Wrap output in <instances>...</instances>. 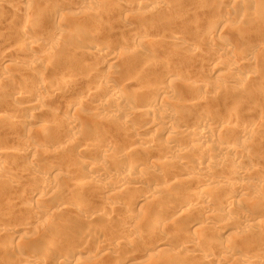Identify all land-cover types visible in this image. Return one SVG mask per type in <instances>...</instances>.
<instances>
[{
  "label": "bare ground",
  "instance_id": "obj_1",
  "mask_svg": "<svg viewBox=\"0 0 264 264\" xmlns=\"http://www.w3.org/2000/svg\"><path fill=\"white\" fill-rule=\"evenodd\" d=\"M64 1H67V4H53L54 2H52V4H48L49 2H47V4H38V9L34 10V14L30 18L27 17L28 13L27 15L25 13V11H27V5L29 4H22V6L19 7L18 3L16 6L13 3L5 4L4 0H0V10H5V8L7 7V9L9 8L10 10L9 12H16V10L14 9H17L19 7V10H17V12L21 11V14L18 13L21 17H16L19 21H17L16 18L12 19L11 28H9L16 31V41L14 42V45L7 43L8 45L7 47H5L6 49H3L2 53L0 54V60H2L0 61V63H8L12 60L14 64H12L11 66H17L18 69L15 67L17 69L15 73L17 74H12V72L7 69L8 66L3 67L4 69H2L3 71L1 70L2 72L0 73V83H6V80L10 81L11 79L15 80V76H18L19 78H17L20 79V82H14L15 84H20L21 82L24 83V85L21 84V86L23 87L19 86L20 88H18L17 91L15 89L18 87V85L16 86V88H14L15 92L13 91V93H11L12 99L10 98L8 100L7 97H1L2 99L8 101H2L1 104L3 105V108L1 107L0 109V180L1 178H4L3 182L0 181V183H2V185H5L4 187L2 186L3 189H1V187L0 189L2 193H4L5 195L7 194L9 198H6L7 200H4V202L8 204V207H5L6 204H0V221L10 223L12 218L9 219L10 221L6 220L10 216H13L15 220H13L14 224L11 222L10 224H5L7 226H1L2 228L0 227V240L5 239L4 236L8 235L10 231L16 232L20 229L22 230L27 227H32L30 226L32 225L31 222H33L34 225L33 229L37 230L38 227L43 228V226L38 225V222H34L32 220H34L33 218L35 217V215H45L48 217L50 216L51 219L52 217H58L55 219V223L56 221L58 223L56 225L57 227L54 226V221L53 223L49 221L48 222L49 224H53V227H56V229L58 228L59 231H69L68 228L74 230H70L72 232L71 234L73 236L74 242L72 246L73 249H71L70 247V252H68L67 249H65V252L63 249V245L61 247L58 246L59 250L54 254L53 247H55V240L51 241V239L48 241H43L45 251L41 252L40 249L43 250V248H40L38 249L40 252H38L37 243L35 244V248L31 247L34 246L33 244L31 245L33 241L28 240L27 238L23 239L25 237H21V239H19L15 243L9 242L7 244H1L7 239L1 241L0 250L3 252V254H14V257L11 256V259L14 258V260L12 259L13 261H15L18 256V260L16 263L22 261L25 264H83L88 261L96 262L98 264H116L115 260L106 262L107 259L105 258V256H110L107 254L112 253L114 248H118L120 244H113V242L115 243V241L118 240H112V243L103 241L102 245H99V249L102 254L98 255L97 257L96 253L90 256L88 255L89 252L87 248L88 237H83L79 235V233H84V231L86 232V228L84 229L85 226L89 229H87L86 235H94V233H92L93 231L102 232L103 228L106 225L111 226L112 222H114L111 215L108 214H111L118 210L119 212L123 211L124 219H126V221L129 220L128 222L141 218L142 215H147L145 211L146 208L144 209L143 206L144 210L141 209V211L139 209V214H141L142 212V214L140 215L141 217L137 216L138 213H133V209L131 210V208H133L132 204H140L141 202L150 204L151 201H155V199H158L159 194L161 192H164V190H166L165 192H169L174 198H178L182 201V207L186 209L184 210V212L186 211L185 213L189 211H195V213L198 212V214L203 217L204 223H212L214 222V220L217 221V219L219 222L222 221L223 223H225V221L223 220L231 217V214L233 212L239 213L247 218L248 213H250V209L249 206L246 207V205H248L247 202H249L250 199L248 200V197L246 198L245 195L247 194L244 193V190H255L257 191V193H261V198L264 196V181L262 179V177L264 176V171L258 168L256 170L255 168L254 170H248L243 167L245 163L249 162L252 159V154L249 155L248 151L249 145L254 141L256 135L254 134V128L241 126L233 122L235 119L234 115H237L235 113L238 109V105L236 103L235 105H233V107L229 106L227 108V111L219 116L217 121L202 117H200V121H193L189 120V117H192L194 115V109L198 108L203 101L201 98L202 95L200 94L202 93L201 91L209 87V81L220 80V82H218V85L220 86L234 83L237 81L236 70H239V68H242L243 66L247 67L249 71H253L254 74H256L254 71L255 69H253V67L256 65L252 63V59L254 58V54H256L255 52L258 51V48L257 51H255L256 49L254 50V48L249 49L248 47V50L246 49V47H244L243 49V46L238 45L239 40L237 42L234 40V38L236 39L241 35V38L243 36V40L245 42L249 40L252 42L254 32H252L253 25L255 29L257 23H261L263 21L264 12L262 10L264 9H261V6H255V4H252L251 6L250 4H248L249 6L241 4L242 6L244 5L243 11H246L245 9L251 10L254 12L255 16L251 18H248L246 16L234 17L231 14V11L234 8L238 7V5H240L237 3L239 0H218L227 2V4H225L227 8L223 6V9L226 10V12L224 11L225 13L230 14H227L226 17L220 19L218 17L216 19L215 17H217V15L215 11L214 15L213 12H210L208 10L210 9V7H199V10L197 11L198 7H196V4L191 10H189L190 8H183L180 10L178 9V11L175 12V15L174 12H171L173 10V7H175L174 4H172L171 2L169 3V1L167 0H134V4H129L125 0H104L103 2L108 3L105 5L103 4L105 8L102 4V7H99L101 5L98 4L97 0H63L61 2ZM72 1H74V3L77 2V4H68V2L70 3ZM176 1L178 0H174V3H176ZM216 1L217 0H215V2ZM144 2L153 7L152 11H154V14H152L153 12H149L146 16L137 15L138 11H136V4L139 5L143 4ZM74 6L76 7V9H80L82 12L75 14V18H73V21L71 20L72 22L69 20L63 21L61 17L63 15L72 13L73 9H75ZM207 10L213 14L212 17L211 14H208L209 12ZM16 13H13L14 17ZM171 14H174L176 17L169 18ZM209 15L212 20L216 19L214 29L216 31L211 29V26H209L211 25V18L209 17ZM48 16L52 18H49L51 20L50 22H47ZM205 17H209V20L207 19L206 21ZM261 17L263 18L261 19L262 21L260 20ZM90 20H94L93 30H90V25L88 27ZM20 21H22V24L19 23ZM43 23L45 25H43ZM39 26L40 28L41 26L42 28L44 27L43 29L46 35L49 32L51 33L48 36H44L42 34L43 32H40L43 36L39 35V32L34 33V31H37L36 27ZM206 26L207 28H204ZM244 27L246 29L243 31ZM215 32H218V35L214 34ZM256 33L258 34V31H256ZM262 33H264V31ZM251 36L252 38H250ZM155 37H161V39H166L167 42L175 45H182L188 40H191L192 42L197 43L196 47L198 48L202 47L203 44L207 45L208 43L210 45L220 44L224 48V51L221 56H215L212 58V64L205 70H203L202 80H200L198 83L187 82L182 80L183 77L180 72H176L173 69L177 65V62L174 61L173 63H170L172 57H168L167 52L160 53L158 58L154 57L155 61H153L151 66L142 65V62H144V60L142 59V55L145 54L143 53V50L147 47L148 43H150L151 40L155 39ZM221 37L223 39L225 38V40H223L224 42L222 40L219 41V39H222ZM104 38H107L106 42H103ZM68 40L69 43L70 40L72 42L71 48H68L67 46ZM64 41L66 42V48L65 45L63 46ZM62 42L63 44H61ZM117 43L121 44L122 48L130 51H128V53H120L119 55H111L110 50L112 49L114 44ZM253 43H255V41ZM253 47L256 46L253 45ZM67 48L68 50H65ZM63 50H65V54L69 59H74L76 61H78L77 59H80V62L75 61L76 64L74 63L72 65L70 63L65 64L64 61H62L65 65L61 64V67L58 65L56 66V60L61 63L59 59L61 58L60 60H62V57H65L64 54H62V57L59 58V55H61V53H64ZM235 55L239 57L236 62H234V60L232 59V57ZM241 55L243 57H241ZM201 56L202 55L200 53L196 56L185 54L184 56H182L181 62L187 64L191 63L192 65H199L201 64ZM221 57H224V59L226 58L227 61L223 60ZM88 58H90L91 60L93 58H95V60L96 58H98L97 60L102 59V61L100 60V62L105 63L104 65H102L105 66V68H107L109 71L107 72L106 69L105 71L103 69L101 70L99 68L101 66L100 63H98L99 61L97 63V60H93L95 62H89ZM220 58L221 60L217 61ZM137 62L138 64L137 66H135V63ZM70 65L73 66V68H71ZM98 65L100 66L98 67ZM11 66L9 65V68H12ZM137 67H139V70L136 69ZM51 68H54L53 70H55V73L57 75L55 74V76L52 77L49 82H47L45 76L43 75V72ZM56 70H58L57 72H60L57 73ZM9 81L7 82L9 83ZM29 81L30 83L34 84V89H32L33 91L29 89ZM11 83L12 85H14L13 82ZM26 84H28V87H25ZM10 86L11 85L9 83V88L12 87L10 89V92H12L11 90L13 89V86ZM181 88L196 90L199 94L196 98L197 100L191 99L190 101V99H181L184 96V92ZM3 94L5 95V93ZM63 95L64 98H61V96ZM7 96H10V93ZM79 96H82L83 98L79 99ZM53 97H55L54 100L57 97L61 98L59 100L57 98L58 101L62 99L65 100L67 98V101H63V104L60 103V105L62 104L60 107L56 106L57 108L55 109L57 110V112H52L50 109L47 110V107L49 106L48 104L54 101ZM68 98H70V100H68ZM186 100L188 102H186ZM55 101L54 103H58ZM144 101H146V103L143 105L142 102ZM184 102H186L187 104L181 105ZM234 102L236 101L234 100ZM52 105L53 104L51 103L50 106ZM10 110L17 111L18 113L20 112V110H22L24 112L31 113L32 116H37L41 112L50 113L51 115L49 114L50 117H48L51 118L53 116L52 118H55L54 120H52L53 126H55L56 128L60 127L59 129H57L60 131V134H62V131L64 130L65 133H63L61 136H58L59 138L56 137L58 139L61 138L60 140L62 141H58L56 138H54L56 140H53L54 142H52V139H50L51 137L48 136L50 139L49 142L51 141L52 143H55V141H58L59 144L63 142L70 143V145H76L77 147V142H79L77 140L81 139L78 147L86 148H82L81 151L79 150L80 155H78L80 156V159L83 158V161L78 159V156H73L72 158H77L78 160L76 161L80 160L83 163H88L86 157L91 153H93L94 155L96 153L99 156L101 155L100 157L106 159L111 150H113V138L121 136L128 138L131 131H134L138 134L137 137L138 140H140L139 143L128 141L131 142L130 144L128 143L129 146H135L134 152L137 150L136 153L129 156L126 153L124 154L121 151H118L115 155L116 159L114 157L110 163L106 165L92 163V167L89 169L90 174L86 170L87 175L85 173V178L87 179L94 180L95 177L104 176L102 184L103 188L97 190L100 192V194L98 192L97 193L101 195L103 199L107 198L112 200L107 206V208L109 209V213H105L102 209H97V207H92L91 211L89 210V212H87V203L84 202L86 205H84V203L82 204V202L79 201L81 200L80 198L79 200L76 199L77 203L71 202L69 204L68 201H65V203L61 200V194L59 195L61 196V199H58L61 201L59 205L53 206L55 200L58 198L57 196V198L53 199V204H50L51 207L48 204L49 202L53 201L52 199V201H48V206H45L46 204H44V206H41L42 203L47 201V198L50 199L52 195L56 196L61 192L60 186L57 184L61 183L62 181L58 179L59 181H61L59 182L57 178H54L58 182L56 184V181L52 182L50 178V176L52 175H49L50 173L61 171V169H58V167H52V165H50V167H52L51 169H49L50 167L46 168L48 166L47 164L46 167H42V175L41 172L39 174V169H36L38 173H36V171L34 173V170L32 172H28V170H32L33 168L30 169L28 168L30 165L28 167L26 165L31 164L34 167L40 168L41 166H43L41 165V161L39 162V160L43 159V157L41 158V154L49 155L51 153L53 154V152L58 153L62 150L58 147L56 149H52L53 152L50 153L49 150L43 149L44 147L41 146L42 148H40L39 145H42L43 142L45 143V141L47 142L48 140V137L46 138L47 134L44 135L46 133V129L48 133H52L49 132L50 129L44 127L45 133H42L43 135H41L40 138L34 140L29 136L34 130V127L32 126L33 124L31 123L33 120L31 121V119H29L31 116H28L29 118L23 116L24 118H22L21 116L18 115L17 117L16 115L13 116L15 118L11 119L7 116L6 113V111ZM59 113H62L65 116L63 117L59 115ZM61 117L64 119H62ZM181 118H185V121L181 122ZM137 119H140L142 121V125H138V123L136 122ZM262 120L264 121V118ZM103 123L105 124L102 125ZM26 127L29 129V131H31L28 133L29 135H27V138L25 139V136L22 134L26 131L22 133L20 132V129H26ZM149 129L155 131H159L161 129V132L163 131L164 134H167V142L165 141L162 144L160 140L152 136H146L145 131ZM101 130H103V132L100 134ZM59 133L57 135H59ZM8 135L12 136V138L15 137L16 141H18L21 146H18V148L15 147L16 149L12 148V145L11 147H9V145L14 143L15 141L10 140L12 138L8 137ZM228 135L230 137H235V140L228 141V139L230 138ZM90 139L91 141L93 139L92 143L88 142V140L90 141ZM242 139L243 141H241ZM9 141L11 143H9ZM73 147L75 148V146ZM211 147H214L217 153L219 152L220 155L218 154L214 156L212 154L214 153L212 152V150L214 151V149H212ZM44 150H46L47 154L43 152ZM67 150L68 149L63 150L58 155L62 156V154H64L63 157H67L65 156ZM233 153H242V156L238 157L237 160H235V164L240 167L239 170H235L236 166L234 167L235 169H233V167L230 168L229 164L231 163V160H233V158H226L225 156ZM120 154H122L121 156L123 159H119V157L117 159V155ZM28 155L32 156V158L30 157L32 160L31 163L29 161L27 164H24L25 167L28 168H25V170L24 168L22 169V167L24 166H21L20 162H22L21 158H26L25 156H27V161L28 159L30 160V158H28ZM151 157H157L159 161H156L154 163L152 162L150 164V173L153 172L155 176L160 177L161 181L163 178L162 176L166 175L165 177L168 176L170 178L168 179L169 181L166 182V179L168 177H164L166 181L163 180L164 182L155 183L156 186L153 187V189H151L148 194L146 191V193L142 191L143 193H145L142 196L134 188L141 197L135 198L134 196L136 195H134L133 198L131 196H129L131 197L129 198L127 196V198H129L130 200H125V203L127 202L128 204H126V207H122V205H120L121 202H118L120 192H126L133 186H136L137 189H139L140 187L138 186L145 183V181L147 180V175H149L150 173L148 171V174L142 166H147L146 162ZM175 164L186 166V168L180 167L185 170L176 172ZM62 165L63 163L59 165V168H62ZM64 166L66 168H63H65L70 173H75V171L78 172V169L74 170L72 164H64ZM106 168H111L114 171L110 173V171H108V169ZM178 168L179 167H177V169ZM69 172H67L65 175H67ZM44 174H48L49 176H46ZM237 175L241 177V180L235 179V176ZM173 176H176L175 178L179 180L176 185L175 183H172L174 185L170 183V180L174 178ZM193 178H195L194 180H199V182L196 183L195 186L190 185L189 183V181L193 180ZM25 179H33L37 182V184L36 186L30 185L31 188L32 186H34L33 189H31L30 186H27L31 190L28 188L29 193L26 194L28 192V189H26V193H24V195L26 194V198L22 197V194H20L21 197L19 196L20 199H18L19 197L17 194H15L16 191H14L16 190L15 187L20 186L22 180L25 181ZM214 180H219L220 184L222 185L217 186L219 188L209 187V184L211 182H214ZM27 182H23L25 186ZM29 182L31 183V181ZM85 182H83L82 180L73 181L72 179H70L69 184H67L68 182L63 183L68 185L69 190L75 189L73 191L77 192L76 195L79 193V197H82L84 195L83 193L89 191L88 185L90 184ZM63 183H61L62 191L65 185H63ZM12 184H14V186H12ZM102 185L98 187L100 188ZM130 185H132V187ZM219 189H222V192ZM64 190L66 192L68 189L66 190L64 188ZM135 190L134 192H136ZM218 190L220 191V194H218ZM227 191H230L232 193L235 192V194L233 196H228L229 192ZM132 192L133 191L131 190L130 193L132 194ZM134 192L133 194H135ZM61 193L63 194V192ZM76 195L75 198L78 197V195L77 197ZM217 195L220 198V202L218 209H215L211 207V204ZM64 196L66 195H63V197ZM10 197H17L18 202L15 201V203ZM30 197L34 198L36 202L41 204L38 210H31L28 208V206H26L27 204H24V202H27L23 199L30 200ZM64 199L66 198L64 197ZM72 200L73 199H71V201ZM251 200L254 201V199ZM260 202L262 204V202L264 201ZM9 203H13L14 208L20 205L21 209L18 208L19 211H17L18 209L14 210V208H12V204V206L9 207ZM256 203L257 202L255 201L254 204ZM164 204L161 203L160 206L155 209V211H161V213L165 212L164 214L167 215L166 217L170 218L168 215L170 207L168 208L169 205ZM155 211H153L154 214L152 213V215L149 216L152 219L150 218L151 221L150 223H147L148 225H144V229H139L137 227L139 225L129 229L128 222H124V224L121 223V225L117 224V226L120 225L118 226L117 231V226H115L117 222H114L115 224L113 225L116 227L115 230L121 237L120 239L126 241L124 242L125 244L129 243L130 245H135V243L143 242V240L147 238L146 236H149L150 239L154 238V241L156 239L154 244L155 253L160 254L164 253L165 251L167 252V245L171 243L170 235H172L171 233H174V231L176 232V228L170 226V222L168 221V218L164 216V214L159 213V216V214L155 213ZM176 212H178V210H175L173 213ZM184 212H181L179 214V220L187 219L188 216H185L187 214L183 216ZM162 215L165 218H163ZM251 218L253 217L249 218L248 216V219L242 221L238 225L237 230H240V233L242 234H249V236L252 237L250 239H257L258 237L260 238V236L264 234V221L256 222L255 219L253 220ZM16 219L21 220V223H16ZM57 219H59L60 222H58L59 220ZM196 223L197 222H195V225ZM200 223H202V221ZM200 223H197L196 226L193 225V235L189 234V236L192 235L196 236L197 238L191 239L193 237L187 236V232V235L184 233V235L187 236L186 238L189 237L191 240L189 241L188 239L189 242H185V244L182 245L183 247L178 249L179 256H177V260L172 259V261H167L165 262V264H188L187 259H191L193 262V258L202 259L201 263L199 262L200 264H222L223 262H228L234 260L235 258H237V261L239 262H248L250 264H264L263 260H261L260 258V255H262L263 257V254H260L258 256V251L256 252V254H242L241 252L243 251L240 250L239 246L237 245H232L230 247H221L222 245L218 246L219 249L217 248V251H221L220 253L222 255V257L219 259L213 257V255H211L213 253L209 255L208 252L210 251V249H208L209 251H206V249L204 248L200 249V245L199 247L197 246L198 240L196 241V239L200 240V235L203 234H200V232H203V228H205V226ZM45 226L44 227L47 228V225ZM49 226L51 227L52 225H48V228ZM67 226L69 227L67 228ZM53 227L50 228L53 231L50 229L49 231L47 229L50 235L53 232L54 234L52 235H55L57 232H59L57 231L55 233L56 230L53 229ZM75 229L78 231H75ZM70 231L68 232V234H70ZM63 233L64 232H62L61 234ZM198 233L199 236H197ZM58 238L63 239V237L60 238V236ZM65 239L62 242L64 244H66ZM68 240L69 238L67 239V243ZM261 240L263 242L262 244L260 243ZM261 240H259V246H262L264 244V236H262ZM70 241L71 240H69V243ZM209 242V248H212V246L217 247V241L215 239H211V241L209 239ZM121 243L122 244L120 246H123L124 243L122 241ZM60 244L61 243H59V245ZM71 245L72 243L70 244V246ZM165 245L167 247H165ZM67 247H69L68 244ZM260 248L259 250L262 251L263 249ZM146 249L148 250V255L150 256L153 253L151 251L154 249L150 251L151 247L149 246ZM110 258L115 259V255H111L108 259ZM105 259L106 261H104ZM119 261H117V264L119 263ZM125 261L126 263L128 262L127 260ZM124 262L123 264H125Z\"/></svg>",
  "mask_w": 264,
  "mask_h": 264
},
{
  "label": "rangeland",
  "instance_id": "obj_2",
  "mask_svg": "<svg viewBox=\"0 0 264 264\" xmlns=\"http://www.w3.org/2000/svg\"><path fill=\"white\" fill-rule=\"evenodd\" d=\"M5 1V4H10V3H13L14 5H16L17 6V3H18V6L19 7H21L22 6V4L23 5H25V4H29V5H27L28 7H27V11H25V13H26V15H27V13H28V16L27 17H32V15L34 14V10H36V9H38V4H47V2H49L48 4H52V2H54L53 4H65L67 1H64V2H61V1H63V0H30V1H27V0H4ZM7 1V2H6ZM104 0H97V2H98V4H108L107 2H103ZM106 1V0H105ZM125 1H127L129 4H134V0H125ZM147 1V0H146ZM167 1H169V3L171 2L172 4H174V6L175 7H173V10L171 11V12H174V14H175V12H177L178 11V9L180 10V9H183V8H185V9H188V8H190L189 10H191L194 6H195V4L197 5L196 7H198V9H197V11L199 10V7L201 8V7H210V9H208L210 12H213L214 13V11H215V13H216V15H217V17H215L216 19L219 17V19L220 18H223V17H226L227 16V14L228 13H225L226 12V10L225 9H223L224 7L225 8H227L226 7V5L225 4H227V2H222V1H216L215 2V0H178V1H176V3H174V0L172 1V0H167ZM247 1V2H246ZM16 4H15V3ZM61 2V3H60ZM120 2H122V1H120ZM136 2V1H135ZM222 2V3H221ZM240 2V0L237 2L238 4H240V5H238V7H236V8H234L232 11H231V14L235 17V16H246V17H253V16H255V14H254V12L253 11H251V10H248V9H245V7H244V9L246 10V11H243V6L244 5H248V4H250V6L252 5V4H255V6L257 5V6H261L260 8L261 9H264V0H244V1H242L241 0V2ZM242 2H244V3H242ZM77 4V2H75L74 3V1H72V2H68V4ZM220 3V4H219ZM67 4V3H66ZM224 4V5H223ZM233 4V3H232ZM241 4H244L243 6L241 5ZM12 5V4H11ZM102 5L101 6H99V7H102ZM103 5V6H104ZM31 8H30V7ZM136 8H137V10L136 11H138L137 13V15H140V16H146L149 12H153L152 14H154V11H152L153 10V7H151L149 4H146V2H144L143 4H139V5H137L136 4ZM224 6V7H223ZM249 6V5H248ZM19 7L17 8V9H14V10H16V12H17V10H19ZM75 7V6H74ZM73 7V8H74ZM107 7V6H106ZM263 7V8H262ZM104 8H105V6H104ZM177 9V10H176ZM223 11H222V10ZM6 10V11H5ZM5 10H0V46H2V47H0V50H1V52H0V54L2 53V50L3 49H6L5 47H7V45L8 44H11V45H14V42L16 41V39L15 38H17V34H16V31L15 30H12V29H9V28H11V24H12V19H14V18H18L20 15L18 14V13H20L21 14V11H19V12H9L10 10H9V8L7 9V7L5 8ZM103 10H106V9H103ZM207 10V11H208ZM221 10V11H220ZM208 11V12H209ZM218 11V12H217ZM225 11V12H224ZM263 12H264V10H262ZM71 12V11H70ZM79 12H82L80 9H76V7H75V9H73V11H72V13H70V14H66V15H63L62 17H61V19L63 20V21H73V18H75V14H77V13H79ZM208 13V14H211V17L213 16V14L212 13ZM220 12V13H219ZM253 12V13H252ZM10 13V14H9ZM13 13H16L15 14V17L13 16ZM196 13V12H195ZM215 13H214V15H215ZM218 13V14H217ZM156 14V13H155ZM174 14H171V16H169V18H175L176 16V14L174 15ZM230 14V13H229ZM228 14V15H229ZM17 15V16H16ZM220 15V16H219ZM1 16H2V18H1ZM21 17V16H20ZM202 17V16H201ZM209 17H210V15H209ZM209 17H205L206 18V21H207V19L209 18ZM210 17V18H211ZM17 18H16V20H17ZM44 18H45V16H44ZM52 19L51 17H49L48 16V21L47 22H50L51 20L50 19ZM169 18H167V19H169ZM259 18V17H258ZM258 18H256V19H258ZM2 19V20H1ZM93 19V18H92ZM202 19H204V18H202ZM216 19H214V20H212V18H211V25H209V26H211V29H215V21H216ZM261 19H263L262 17L260 18V20ZM209 20V19H208ZM17 21H19V20H17ZM16 21V22H17ZM71 21V22H72ZM262 21V20H261ZM261 21H259V22H261ZM19 23H21L22 24V21H20ZM18 23V24H19ZM93 23H94V20H90L89 21V24H88V27H89V25H90V30H93ZM146 23V22H145ZM209 24V23H208ZM259 24V25H258ZM43 25H45L44 23H43ZM42 25V26H43ZM256 25V24H255ZM42 26H41V28H42ZM208 26V27H209ZM257 27V28H256ZM40 28V26L39 27H36V30L37 31H34V33L35 32H39L38 34L39 35H41V36H45L46 35V33H44L45 31H44V27L41 29ZM204 28H207V26L206 27H204ZM39 29V30H38ZM209 29V28H208ZM246 28L244 27V29H243V31L245 30ZM262 29H264V19H263V21L261 22V23H257V25L255 26V29H254V25H253V30H252V32H253V38H252V36L250 37V38H252V42L249 40V41H247V42H245L244 40H243V36H242V38H241V35L238 37V38H234V40L235 41H237L238 42V40H239V44L238 45H240V46H243L242 48L244 49V47H246V49L248 50V48L249 49H252V48H254V50L255 51H257V48H258V51L257 52H255L256 54H254V58L252 59V63L253 64H255L256 66H254V65H252V66H254L253 67V69H255L254 71H255V73L256 74H254V72L253 71H249L248 69H247V67H245V66H243L241 69L239 68V70H236V75H237V81L236 82H234V83H230V84H228V85H224V86H220V85H218V82H220V80H217V81H209V87L207 88V89H205V90H203V91H201L202 93L200 94V95H202V102H201V104H200V106L198 107V108H195L194 109V115L192 116V117H189V118H187V119H189V120H193V121H200V117H202V118H207V119H211V120H213V121H217V119L219 118V116H221L223 113H225L226 111H227V108L229 107V106H231V107H233V105H235V103L238 105V109H237V112L235 113V114H237V115H234V123L235 124H238V125H241V126H248V127H252V128H254V134H256L255 135V138H254V141L249 145V151H248V154L249 155H251V158L253 159H251L249 162H247V163H245L244 165H243V167L245 168V169H248V170H254V168H255V170L258 168V169H260V170H263L264 171V121L262 120L263 118H264V33H262L264 30H262ZM258 31V34L256 33V31ZM123 31V30H122ZM152 31V30H151ZM214 31H216V30H214ZM262 31V32H261ZM40 32H43L42 34L40 33ZM153 32V31H152ZM208 32H209V30H208ZM36 33V34H37ZM51 32H49L46 36H48L49 34H50ZM260 33V34H259ZM214 34H217L218 35V32L216 33H214ZM255 34H257V35H255ZM154 38V37H153ZM222 38V37H221ZM219 39V38H218ZM241 39V40H240ZM256 39V40H255ZM220 40H225V38L223 39H219V41ZM243 40V41H242ZM65 41H67V40H65ZM64 41V44H63V42L61 43V44H63V46L65 45V48L68 46V48L70 47L71 48V40H70V43H69V40H68V42H67V46H66V42ZM107 41V38H104V40H103V42H106ZM218 41V42H219ZM255 41V43H253ZM224 42V41H223ZM8 43V44H7ZM70 44V46H69V44ZM216 43H217V41H216ZM220 43H222V42H220ZM209 44V43H208ZM207 44V45H208ZM4 45V46H3ZM6 45V46H5ZM11 45H9V46H11ZM149 45V46H148ZM148 45H147V47L146 48H144V50H143V53H145V54H143L142 55V59L144 60V62H142V65H144V66H151L152 65V63H153V61H155L154 60V57H156V58H158L159 57V54L160 53H165V52H167V54H168V57H172V59H171V61H170V63H173L174 61H176L177 62V65L173 68L176 72H180V74L182 75V80H184V81H187V82H196V83H198L200 80H202L203 79V70H205L207 67H209L211 64H212V58L213 57H215V56H221L222 54H223V51H224V48L220 45V44H218V45H206V44H203V46L202 47H200V48H198V47H196L197 46V43H195V42H192L191 40H188L186 43H184V44H182V45H175V44H171V43H169V42H167L166 41V39H161V37H155V39H153V40H151V42L150 43H148ZM253 45L254 46H256V47H253ZM260 45V46H259ZM262 45V46H261ZM259 46V47H258ZM248 47V48H247ZM68 48L67 49H65V50H68ZM222 48V49H221ZM259 49H260V51H259ZM38 50V49H37ZM65 50H63L64 51V53H61V55H59V58L60 57H62V54H64V56L65 57H62V60H60L59 59V61H61V63L60 62H58V60H56V62H55V64H56V66L58 65V66H60L61 67V64H63V62L62 61H64V63L66 64H76V62H80L79 60L80 59H77L78 61H76V60H74V59H69L67 56H66V54H65ZM131 50H132V48H131ZM128 51H130V50H126V49H124V48H122V46H121V44H119V43H117V44H114V46L112 47V49L110 50V53H111V55H119L120 53H128ZM151 52H153V53H151ZM67 53V52H66ZM201 54L202 56H201V64H199V65H192L191 63H189V64H187V63H184V62H181L182 60H181V58H182V56H184L185 54H189L190 56H196L197 54ZM148 54V55H147ZM241 57H243L242 55H241ZM67 58V59H66ZM223 60H225V61H227V59L225 58L224 59V57H221ZM221 58L220 59H218L217 61H219V60H221ZM65 59V60H64ZM89 60V62H92L93 60H95V58H93L92 60L90 59V58H88ZM98 58H96V60H97ZM168 59V58H167ZM232 59L234 60V62H236V60L237 59H239V57L237 56V55H235V56H233L232 57ZM67 60V61H66ZM72 60V61H71ZM91 60V61H90ZM95 60V61H96ZM101 61H102V59H100ZM100 60H97L96 61V63L98 62V63H100V65L101 66H103L105 63H101L100 62ZM157 60V59H156ZM169 60V59H168ZM222 60V61H223ZM0 61H2V60H0ZM66 61V62H65ZM76 61V62H75ZM95 61H93V62H95ZM224 61V62H225ZM3 62H1L0 63V73L3 71L2 69H4L3 67H7L8 66V68L7 69H9L11 72H12V74H17V73H15L16 71H17V66L16 65H13V67L11 66L12 64H14L13 63V61L11 60L10 62H8V63H3ZM60 65H59V64ZM65 64H63V65H65ZM77 64H79V63H77ZM103 64V65H102ZM137 64H138V62L137 63H135V66H137ZM9 65L12 67V68H9ZM100 65H98V67L100 66ZM71 66V65H70ZM99 67L101 70L103 69L104 71H105V69H106V71L108 72L109 70L107 69V68H105V66H103V67ZM17 69H16V68ZM71 68H73V66H71ZM52 69V68H51ZM51 69H47L45 72H43L44 74V76H45V78H46V80H47V82H49L50 80H51V78L52 77H54L55 76V70H51ZM137 70H139V67H137L136 68ZM252 69V68H251ZM256 69H258V70H256ZM2 70V71H1ZM58 70H56V72H57ZM257 71V72H256ZM60 72V71H59ZM59 72H57V73H59ZM235 73V72H234ZM52 74H54V75H52ZM253 74V75H252ZM57 75V74H56ZM251 75V76H250ZM18 76H15V80H17V81H15V80H6L5 82L6 83H0V109H1V107L3 108V105L1 104L2 103V101H4V102H6V101H8L10 98L12 99V95H11V93H13V91H14V88H16V86L18 85V87L15 89L16 91L18 90V88H20L19 86H21V84H23L24 85V83H20V84H17V83H19L20 82V79H18L17 78ZM255 77V78H254ZM251 78H253V79H251ZM14 79V78H13ZM118 80V79H117ZM121 80V79H120ZM7 81H9V83H10V85L11 86H13V89L11 90L12 92H10V89L12 88L11 86V88H9V83L7 82ZM11 82H17L16 84L14 83V85H12V83ZM33 82V81H32ZM29 83H30V81H29ZM34 84H32V83H30L29 84V89L30 90H32V89H34V86H33ZM15 86V87H14ZM21 87H23V86H21ZM25 87H28V84H26L25 85ZM30 87H33V88H30ZM9 88V89H8ZM261 88V89H260ZM263 88V89H262ZM182 90H183V92H184V96L181 98V99H190V101H191V99L192 100H197L196 98H197V96L199 95L198 94V92L196 91V90H191V89H185V88H181ZM8 91V92H7ZM33 91V90H32ZM15 92V91H14ZM3 93H5V95L3 94ZM8 93V94H7ZM9 93H10V96H7V95H9ZM200 93V92H199ZM76 94H77V92H76ZM4 95V96H3ZM75 95V94H74ZM77 96H78V94H77ZM203 96H204V98H203ZM6 98L7 97V99L8 100H5V99H2V98ZM9 97V98H8ZM13 97H14V94H13ZM71 97H73V96H71ZM54 98L55 97H53V100H54ZM58 98V97H57ZM57 98L54 100L55 102H58V103H54V101H52L51 103L53 104V105H55V104H59V105H55V106H50L51 105V103L50 104H48V102H47V104L49 105L48 107H47V110L48 109H50L52 112H57V110L55 109V108H57V107H60L62 104H63V101H65L64 99H62V100H60V101H58L59 99H61V98H64V95L63 96H61V98H58V100H57ZM74 98H76V97H74ZM73 98V99H74ZM78 98V97H77ZM80 98H83L82 96L80 97L79 96V99ZM68 100H70V98H68ZM72 100V99H71ZM186 100V102H188ZM234 100L236 101V102H234ZM67 101V100H66ZM3 102V103H4ZM50 102V101H49ZM186 102H184V103H182L181 105H184V104H187ZM233 102H234V104H233ZM60 103H62L61 105H60ZM146 103V101H144V102H142V104L144 105ZM2 105V106H1ZM57 106V107H56ZM181 107V106H180ZM46 110V111H47ZM14 111V110H13ZM12 110H10V111H6V113H7V116L9 117V118H11V119H13V118H15V117H13V116H16L17 115V117H18V115L19 116H21L22 118H24L23 116H25L26 118H29L30 116V118L29 119H31V123L33 124L32 126L34 127V130H33V132L29 135L28 133L31 131H29V129L26 127V129L25 128H22V129H20V132H24V131H26V132H24L22 135H24L25 137V139L27 138L26 136L27 135H29L31 138H33L34 140H37L38 138H40L41 137V135H43L44 133H45V128L44 127H46V128H49L48 130H49V132H52L51 134L50 133H48V131H47V129H46V133L44 134V135H46V138L48 137V136H50L51 138L50 139H52L51 141L52 142H54L53 140H60V139H58L59 137L58 136H61L63 133H65L64 131H62L63 133L62 134H60L59 132V130H57V129H59V128H56L55 126H53V121L52 120H54L52 117L51 118H49L50 117V113H48V112H41L40 114H38L37 116H32L31 115V113H28V112H24V111H22V110H20V112L18 113L17 111H14L13 112ZM6 113H4V114H6ZM25 113V114H24ZM48 113V114H47ZM50 114V115H49ZM59 115H61V116H65V115H63L62 113H59ZM29 116V117H28ZM39 116V117H38ZM49 116V117H48ZM236 116V117H235ZM20 117V118H21ZM35 117H36V119H35ZM261 117V118H260ZM21 118V119H22ZM34 118V119H33ZM62 118V117H61ZM66 118V117H65ZM62 119H64V118H62ZM181 120V122H183V121H185V118H181L180 119ZM188 120V121H189ZM187 121V120H186ZM136 122L138 123V125H142V121L140 120V119H137L136 120ZM84 124V123H83ZM105 123H103L102 125H104ZM1 126V125H0ZM54 128H53V127ZM42 127V128H41ZM25 129V130H24ZM33 129V128H32ZM39 129V130H38ZM44 129V130H43ZM52 129H53V131H52ZM54 129H56V130H54ZM22 130V131H21ZM28 130V131H27ZM38 131V132H37ZM54 131H56V132H54ZM7 132V131H6ZM103 132V130H101V132H100V134ZM43 133V134H42ZM55 135H54V134ZM59 133V135H57ZM9 134V133H8ZM145 134H146V136H152V137H154V138H156V139H158V140H160L161 141V143L163 144L165 141L167 142V140H166V136H167V134H164L163 133V131L161 132V129L159 130V131H155V130H152V129H149V130H146L145 131ZM51 135H53V136H51ZM137 133L136 132H134V131H131V133H129V136H128V138H125V137H115V138H113V142H114V145H113V150H111V152L109 153V155H108V157L106 158V159H104V158H102V157H100L98 154H96L95 153V155L93 154V153H91V154H89L87 157H86V160H88V163H83L82 161H83V158L82 159H80V154H79V150L81 151V149L82 148H86V147H78L79 145L78 144H80V141H81V139H79V140H77V141H79V142H77V147H76V145H73V146H75V148L72 146V144L70 145V143H58V141H55V143H52L51 141L49 142V137H48V140H47V142L45 141V143L43 142L42 143V145H39V147L40 148H42V147H44L43 149H46V150H49L50 151V153L51 152H53V150L52 149H56V148H61V150L63 151V150H65V149H68L67 150V153H65V156H67V157H63V155L64 154H62V156L61 155H58L59 153H61L62 151H60V152H58V153H55V152H53V154L51 153V154H47V152H46V150H44L43 152H45L47 155H44V154H41V158L43 157V159H41V160H39V162L41 161V165H43V166H41L40 168H38V167H34L33 165H31V164H27L29 161H30V163H31V158H32V156L31 155H28V158H30V160L28 159V161H27V156H25L26 158H21V161L22 162H20V164H21V166H24V167H22V169L24 168H27L29 165L31 166H29L28 168H33L32 170H28V172H32L33 170H34V173H35V171H36V173H38L39 172V174H40V172H41V174L43 175V171H41V170H43V168L44 167H46L47 166V164H48V166L46 167V168H49L50 167V165H52V167H58V169H61V171H58V172H53V173H50L49 175H52V176H50V178H51V180H52V182L53 181H56L55 183L57 184L58 182H57V180L59 179V180H61V181H59V182H61V183H63V182H65V183H67V184H69V181H70V179H72L73 181H75V180H82L83 182H85V181H87V182H85V183H88V184H90V185H88V187H89V191L88 192H85V193H83L81 196L82 197H79V193L77 194L78 195V197H77V195H76V191H73V190H75V189H73V190H69V188H68V185H66L65 183H63V185H64V187H63V191H62V189H61V187H62V184L61 183H59V184H57V185H59L60 186V190H61V192H63V194L60 192L59 194H57L56 196L54 195H52L53 196V198H52V196H51V198L49 199V198H47V201H45V202H47V203H42V205L41 204H39L38 202H36L35 201V199L34 198H32V197H30V200H26V199H23V200H25L27 203H25L24 202V204H27L26 206H28V208L29 209H31V210H34V211H36V209L38 210L39 209V207H40V205L41 206H44V204H46L45 206H48V205H52L53 204V202H54V200L53 199H55V198H57V196H58V198L55 200V202H54V205L53 206H57V205H59L60 203H61V201L60 200H58V199H61V196H59L60 194L62 195V201H68V203L70 204L71 202L72 203H77V201H76V199H78L79 200V198L81 199V200H79L80 202H82V204L85 202V203H87V205L84 203V205H86L87 206V209H86V211L87 212H89V210L91 211V209H92V207H97V209L98 208H100V209H102L105 213H109L108 211H109V209L107 208V206L110 204V202L112 201V200H110V199H107V198H104L103 199V197L101 196V195H99L100 194V192L99 191H97L98 189H101V188H103V177L104 176H98V177H95V179L92 181V180H90V179H87V178H85V176L87 175V171H88V173H89V169L92 167V163L93 164H104V165H106V164H108V163H110L111 161H112V159L115 157V155L117 154V152L118 151H121L122 153H126V154H128L129 156H131V155H133L134 153H136V151L134 152V150H135V146H129L128 145V143L130 144L131 142H128V141H132V142H134V143H139L140 142V140H138V137H137ZM229 136V135H228ZM8 137H11L12 138V136H10V135H8ZM56 137H58V138H56ZM230 137V136H229ZM228 137V138H229ZM14 138L15 137H13L12 139H10V140H12V141H15L14 143H12V144H10L9 145V147H11V145L13 146L12 148H14V149H16L15 147H17L18 148V146H21L20 145V143L18 142V141H16V138H15V140H14ZM54 138H56V139H54ZM227 138V139H228ZM126 139V140H125ZM235 140V137H230L229 139H228V141H234ZM60 141H62V140H60ZM92 141H93V139H92ZM92 141H91V139H90V141L88 140V142H91L92 143ZM241 141H243V139L241 140ZM49 142V143H48ZM9 143H11L10 141H9ZM8 143V144H9ZM47 143H48V145H47ZM51 143V144H50ZM75 143V142H74ZM53 144V145H52ZM101 144V143H100ZM45 145V146H44ZM42 146V147H41ZM48 146V147H47ZM212 149H214V151L212 150V152H214V153H212L214 156L215 155H218L219 154V152L217 153V151H216V149L214 148V147H211ZM52 150V151H51ZM70 150V151H69ZM71 152V153H69V152ZM75 153H77V154H75ZM57 154V155H56ZM70 154V155H69ZM75 154V155H74ZM79 154V155H78ZM43 155V156H42ZM96 155H98V156H96ZM122 154H120V155H117V159H118V157H119V159H123L122 158V156H121ZM220 155V154H219ZM61 156V157H60ZM75 157V156H78L77 158L78 159H80V160H82V161H76V160H78L77 158H72V157ZM226 156V158L228 157V158H233V160H231V163L229 164L230 165V168H232L233 167V169H235V170H239V168L240 167H238L236 164H235V160H237V158L238 157H241L242 156V153H233V154H229L228 156L227 155H225ZM39 157H40V155H39ZM124 157V156H123ZM71 158V159H70ZM74 159V160H73ZM115 159H116V157H115ZM23 160H25V161H23ZM44 160V161H43ZM43 161V162H42ZM65 163H64V162ZM156 161H159V159L157 158V157H151L147 162H146V165L147 166H142L144 169H145V171H147V173H148V171H149V173H150V171H151V169L149 168V166H150V164L153 162H156ZM233 161V162H232ZM26 162V163H25ZM43 163V164H42ZM61 163H63V167H65L64 166V164H72V167L74 168V170H77L78 172H76L75 171V173H70L69 171H67L65 168H63L62 166V168H59L60 166V164ZM24 164H27L26 166L27 167H25V165ZM46 164V165H45ZM177 165V166H176ZM20 166V167H21ZM67 166V165H66ZM236 166V167H235ZM43 167V168H42ZM52 167H50L49 169H51ZM177 167H179L178 169H177ZM180 167H184V168H186V166H181V165H179V164H175V171L176 172H179V171H184L182 168H180ZM235 167V168H234ZM261 167V168H260ZM27 168V169H28ZM38 170V172H37V170ZM106 169H108V171H110V173L111 172H113L114 170H112L111 168L109 169V168H106ZM26 170V169H25ZM87 170V171H86ZM67 172H69L67 175H65ZM175 172V173H176ZM55 173V174H54ZM84 173V174H83ZM85 173H86V175H85ZM148 173V174H149ZM175 173H174V175H175ZM58 174H60V175H58ZM69 174H70V176H69ZM90 174V173H89ZM44 175H46V176H49L48 174H44ZM72 175V176H71ZM160 176H161V174H160ZM166 175H163L162 177V181H161V179H160V177H157V176H155L154 174H153V172L152 173H150L149 175H147V180L145 181V183L144 184H141V185H139L138 187H140L139 189L141 190V192H140V190L139 189H137V187L136 186H133L132 187V185H130L132 188H130V190H127L126 192H120V197H119V199H118V202H121L120 203V205H122V207H126V204H128L127 202L125 203V200L127 201L129 198H133V196L134 195H136V196H134L135 198H140L143 194H145L146 192H147V194H148V192L151 190V189H153V187H155L156 185H155V183H159V182H164V181H166V182H168L169 180L168 179H170L168 176V178L167 177H165ZM68 177H70V178H68ZM167 178L166 180H165V178ZM174 177V176H173ZM176 177V176H175ZM173 178L172 180H170L171 182V184L172 183H175V185L177 184V182H179V180H177V178ZM54 178H57V180H55ZM61 178V179H60ZM75 179V180H74ZM195 178H193V180H191V181H189V183H190V185H196V183H198L199 182V180L197 181V180H194ZM235 179H237V180H241V177L240 176H235ZM262 179H263V181H264V176L262 177ZM3 180H4V178L2 179L1 178V182H3ZM85 180V181H84ZM164 180V181H163ZM28 181V182H27ZM29 181H31V183L29 182ZM90 181V182H89ZM176 181V182H175ZM244 181V180H243ZM242 181V182H243ZM26 183L27 182V184H26V186H25V184L24 183ZM3 184H5V183H3ZM21 184H23V185H21ZM20 184V186H18V185H16V186H18V187H15L16 188V190H14V191H16V193L15 194H17L18 195V197L20 196V194H22L21 196L22 197H25L26 196V194H28L29 193V189L31 188V186L30 185H34V186H36V184H37V182L35 181V180H30V179H28V180H26L25 179V181L24 180H22V183ZM100 185H102L100 188L98 187V186H100ZM172 185H174V184H172ZM220 185H222V184H220V182H219V180H214V182H211L210 184H209V187H211V188H216L217 186H220ZM5 186V185H2V183H0V187H1V189H3V187ZM12 186H14V184H12ZM25 186V187H24ZM27 186H30V188L29 187H27ZM34 186H32V188L31 189H33L34 188ZM91 186V187H90ZM38 187V186H37ZM37 187H35V188H37ZM94 187V188H93ZM98 187V188H97ZM14 188V189H15ZM29 188V189H28ZM64 188L67 190L66 192H68L69 193V195H68V193H66L65 192V190H64ZM96 188V189H95ZM141 194V196L139 195V193H137V191L135 190V189ZM217 188H219V187H217ZM1 189H0V204L1 205H5L6 203L4 202V200H7L9 197L7 196V194L5 195L4 193H2V191H1ZM26 189H28L27 191V193L25 192L26 191ZM30 189V190H31ZM24 190V191H23ZM131 190L134 192V190L136 191V192H134L135 194H133V192H132V194L130 193L131 192ZM221 192H222V189H219ZM218 190V194H220L219 191ZM145 192V193H143V192ZM166 190H164V192H161L160 194H159V196H158V199H155V201H151L150 202V204H145V202H141L140 204H132V206H133V208H131V210L133 209V210H135V211H133L132 210V212L134 213V212H136V213H138V215L137 216H140L141 214H142V212H141V214H139L140 212V210L142 209V210H144L145 208H146V214L147 215H142V217L141 218H138V219H136V220H134V221H130V222H128L129 220H127L126 221V219H124V215H123V211L121 212H119V210L118 211H115V212H113V213H111V214H108V215H111V217H112V219L114 220V222L116 223H114V222H112V225L113 224H115V226H117V224H120L121 225V223L122 224H124V222H128V226H129V229H131L132 227H135V226H137V225H139V226H137L139 229H144L145 227H144V225L146 226V224L147 223H150V221H151V217H149L150 215H152V213L154 214V212L153 211H155V209H157V207H159L160 206V204L162 203V204H164V205H169L168 206V208H169V212H168V215H169V217L170 218H168V217H166L167 215H165L164 213L165 212H162L161 213V211H155V213H161V214H164V216L166 217V218H168V221L170 222V226L171 227H173V228H176V232L174 231V233H171L172 235H170V244L169 245H167L168 246V251L165 253H155V249H154V244H155V241H156V239H155V241H154V238H152V239H150V237L149 236H146L147 238H145V240H143V242H140V243H135V245L134 244H132V245H130L129 243L127 244H125L124 242H126V241H124L123 239H120L121 237L119 236V234H118V232H116V230L118 231V226H120V225H118L117 226V229H116V227L113 225H106L104 228H103V231L101 232V231H93L92 233H94V235L93 234H88V235H86L87 234V227L85 226L84 227V229L86 230V232L84 231V233L82 232V233H79V235H81V236H83V237H88V242H87V248H88V255H93V254H95L96 253V257L98 256V255H101L102 254V252L100 251V249H99V245H102V242L103 241H105V242H107L108 241V243H112L113 241H115V240H118V241H120V242H118V241H115V243L113 242V244H122L121 243V241L124 243L123 244V246H118V248L117 249H115L114 248V250H113V252L112 253H108L107 255H115V259L114 258H110V259H108L110 256H105V258L107 259V261H106V259L104 260V261H106V262H111V261H113V260H115V262H116V264H117V261H119V260H121V261H119V263L118 264H123V262L125 261V260H127L128 262L126 263V261L124 262L125 264H165V262H167V261H172V259H175V260H177V256H179V254H178V249L179 248H181V247H183L182 245H184L185 244V242H189L191 239H194V238H197L196 236H192L193 234H192V229L194 228V226H196L197 225V223H200L201 221H202V223H200V224H202L203 226H205V228H203V232H200V234L201 233H203V234H201L200 236H201V238H200V240L199 239H196V241H197V246L199 247V245H200V249L202 248H204V249H206V251H209L208 249H210V251L208 252L209 253V255L211 254V253H213V254H211V255H213V257H215V258H221L222 257V255H221V251H217V248L219 249V247L218 246H221V247H230V246H232V245H237V246H239V248H240V250H242L243 252H241L242 254H248V253H250V254H256V252L258 253L257 255L259 256L260 254H263V257H264V253H263V250H264V244L262 245V246H259V240H261L262 239V236H264V234H262L261 236H260V238L258 239H250V238H252L251 236H249V234H242V233H240V230H237V227H238V225L242 222V221H244V220H246V219H248V216H249V218L250 217H253V218H251V219H255V221L257 222H262V221H264V206H263V203L264 202H262V204H261V202L260 201H264V200H261V199H264L263 197L261 198V193L259 194V193H257V191H249V190H244V193L245 194H247V195H245L246 196V198L249 200V202H252V203H249V202H247V204L248 205H246V207L247 206H249V209H250V213H248V216H247V218L246 217H244L243 215H241V214H239V213H236V212H233L232 214H231V217H229V218H227V219H225V220H223V221H225V223H223L222 221H218V219H217V221H215L214 220V222H212V223H210V222H206V223H204L203 221V217H201L199 214H198V212L197 213H195V211L193 212V211H189V212H187V213H185L184 212V210H186V209H184L183 207H182V201L180 200V199H178V198H174L169 192H165ZM99 194H98V193ZM227 192H229V195L228 196H233L234 194H235V192H230V191H227ZM255 194H254V193ZM2 193V194H1ZM24 193H26L25 195H24ZM137 193V194H136ZM131 194V195H130ZM256 194H257V196H256ZM63 195H66V196H64L66 199H64V197H63ZM75 195H76V197L77 198H75ZM221 195H222V193H221ZM260 195V196H259ZM20 196V197H21ZM101 196V197H100ZM127 196L129 197V196H131V197H129V198H127ZM20 197L18 198V199H20ZM60 197V198H59ZM70 197V198H69ZM124 197H125V199H124ZM7 198V199H6ZM14 202L16 201V202H18L17 200V197H10ZM26 198V197H25ZM68 198H69V200H68ZM174 198V199H173ZM256 198V199H255ZM28 199H29V197H28ZM53 201H52V200ZM71 199H73L72 201H71ZM124 199V200H123ZM251 199H254V201H252ZM2 200V201H1ZM52 201V202H49V204H48V201ZM75 200V201H74ZM85 200V201H84ZM130 200V199H129ZM60 201V202H59ZM255 201L257 202L256 204H254L255 203ZM15 202V203H16ZM59 202V203H58ZM63 202V203H64ZM219 202H220V198H219V196L217 195L216 196V198H214V201L212 202V204H211V207L212 208H215V209H218V207H219ZM4 203V204H3ZM58 203V204H57ZM66 203V202H65ZM13 206H12V205ZM9 203V207L10 206H12V208H14V204L13 203ZM48 204V205H47ZM145 204V205H144ZM252 204V205H251ZM261 204V205H260ZM51 205H50V207H51ZM136 205V206H135ZM52 206V207H53ZM131 206V207H132ZM143 206H144V209H143ZM5 207H8V204H6V206ZM135 207V208H134ZM18 208H20L21 209V206L19 205V206H17L16 208H14V210H17ZM140 209V210H139ZM138 210V211H137ZM141 210V211H142ZM177 211L178 210V212H176V213H173L174 211ZM17 211H19V209L17 210ZM145 211H144V213H145ZM149 212V213H148ZM181 212H184V214H183V216L185 215V214H187V215H185L186 217H187V219H183V220H179V214L181 213ZM190 212H193V213H190ZM117 213V214H116ZM135 213V214H136ZM191 215H190V214ZM122 214V215H121ZM167 214V213H166ZM250 214V215H249ZM113 215V216H112ZM145 216V217H144ZM159 216H160V214H159ZM182 216V217H183ZM198 216V217H197ZM201 217V219H200V217ZM230 216V215H229ZM50 217V216H49ZM48 216H45V215H35V217L33 218L34 220H32V221H36V222H38L39 224V226L41 225V226H43V228H41V227H38V229L36 230V229H33V222H31V224L32 225H30V226H32V227H30V228H25V229H20V230H18V231H16V232H14V231H10L9 233H8V235H5L4 236V238L5 239H7V240H5V239H2V240H0V243H1V241H3V240H5V241H3L1 244H7V243H9V242H12V243H15V242H17L19 239H21V237L23 238V237H25V238H23V239H28V240H31V241H33V243H31V245L33 244L34 246H31V247H36L35 246V244L37 243V251L38 252H40L38 249H40V248H43V250L42 249H40L41 250V252H44L45 250H44V242L43 241H48V240H51V241H53V240H55L54 242H55V247H53V251H54V254L55 253H57V251L59 250V248H58V246H62L63 245V249H64V251H65V249H67V251L68 252H70L69 250H71V249H73V244H74V242H73V236H72V232L71 231H74V230H71L70 228H68L69 226H67V228L69 229V231H70V234H68V232L69 231H59L58 230V228L56 229V225L58 224L57 223V221H56V223H55V219L56 218H58V217H56V218H54V217H52V219H51V217L49 218ZM115 219H114V218ZM162 217H163V215H162ZM165 217H163V218H165ZM197 217V218H196ZM228 217V216H227ZM12 218V219H11ZM151 218V219H150ZM196 218V219H195ZM9 219H11V222L14 224V221L13 220H15L14 218H13V216H10V217H8L6 220L7 221H10ZM54 219V220H53ZM60 219V218H59ZM59 219H57V220H59ZM150 219V220H149ZM17 220V219H16ZM52 220V221H51ZM61 220V219H60ZM60 220L58 221V222H60ZM194 220V221H193ZM198 220H199V222H198ZM21 220H17L16 221V223L17 222H20ZM46 221V222H45ZM51 222V223H53V221H54V226H56V227H53V224H49V222ZM140 221V222H139ZM227 221V222H226ZM10 222V223H11ZM48 222V223H47ZM195 222H197L196 223V225H195ZM4 224V225H2V224ZM9 223V222H8ZM7 222H1L0 221V227L2 226H7V225H5V224H8ZM9 223V224H10ZM21 223V222H20ZM42 223V224H41ZM43 223H44V225H43ZM46 223V224H45ZM130 223V224H129ZM135 223V224H134ZM215 223V224H214ZM16 225V224H15ZM45 225H47V228H45L46 226ZM48 225H52L51 227L49 226V228H48ZM126 225V224H125ZM148 225V224H147ZM194 225V226H193ZM45 226V227H44ZM127 226V227H128ZM142 228H141V227ZM1 227V228H2ZM53 227V229H55L56 231H55V233L57 232V231H59V232H57L55 235H52V234H54V232L53 233H51V235L49 234V232H48V230L50 229V228H52ZM136 227V228H137ZM45 228V229H44ZM207 228V229H206ZM43 229V230H42ZM48 229V230H47ZM68 229H66V230H68ZM83 229V228H82ZM116 229V230H115ZM50 230H52V229H50ZM49 230V231H50ZM89 230V229H88ZM187 230V231H186ZM204 230H205V232H204ZM53 231V230H52ZM51 231V232H52ZM75 231H78V230H76L75 229ZM62 232H64L63 234H61ZM186 232H187V234H186ZM189 232V233H188ZM184 233L187 235V236H189V234H192L191 236H189V237H193V238H186L187 236L186 235H184ZM59 234V235H58ZM64 234H66V235H64ZM68 234V235H67ZM206 234V235H205ZM61 235H62V237H63V239H59L58 237L60 236V238H62L61 237ZM64 236H65V238H64ZM68 236V237H67ZM70 236H72V237H70ZM197 236H199V233L197 234ZM205 236V237H204ZM207 236H208V239H207ZM210 236V237H209ZM247 236V237H246ZM0 237H1V235H0ZM31 237V238H30ZM118 237H119V239H118ZM69 238V240H71L70 241V243H69V240H68V243H67V239ZM72 238V239H71ZM199 238V237H198ZM246 238V239H245ZM249 238V239H248ZM1 239V238H0ZM64 239H65V243L66 244H64V243H62L63 241H64ZM148 239V240H147ZM187 239V240H186ZM188 239H189V241H188ZM209 239H210V241H211V239H215L217 242V247H213L212 246V248L210 247L209 248V244H210V242H209ZM37 241V242H35V241ZM40 240V241H39ZM41 240H42V242H41ZM58 240H59V242H58ZM62 240V241H61ZM113 240V241H112ZM206 240V241H205ZM245 240V241H244ZM252 242H250V241ZM8 241V242H7ZM61 241V242H60ZM154 241V242H153ZM207 241H208V243H207ZM41 243V244H40ZM59 243H61L60 245H59ZM72 243V245L70 246V244ZM143 243V244H142ZM239 243V244H238ZM250 245H249V244ZM261 244L263 243L262 242V240H261V242H260ZM0 244V245H1ZM40 244V245H39ZM43 244V245H42ZM67 244H68V246L69 247H67ZM137 244V245H136ZM206 244V245H205ZM212 244V243H211ZM219 244V245H218ZM42 245V246H41ZM64 245H66V246H64ZM126 245H128V246H126ZM130 245V246H129ZM246 245V246H245ZM252 245V246H251ZM259 247H258V246ZM41 246V247H40ZM148 246L149 247H151V249H150V251L152 250V249H154V250H152L151 252H153L150 256L148 255V250L146 249V248H148ZM166 245H165V247H167ZM64 247H66V248H64ZM71 247V249H69ZM116 247V246H115ZM207 247V248H206ZM246 247V248H245ZM253 247V248H252ZM262 248L263 250L261 251V250H259V248ZM260 248V249H261ZM23 249V248H22ZM62 249V250H63ZM99 249V250H98ZM166 249V250H167ZM213 251V252H212ZM0 252L3 254V252L0 250ZM66 252V251H65ZM150 252V253H151ZM216 252V253H215ZM0 253V264H25V263H23L22 261H19L18 263H16L17 262V260H18V256H17V258H16V260L15 261H13L14 260V258H12L11 259V256H13V255H11V254H9V253H6V255L5 254H1ZM149 253V254H150ZM215 253V254H214ZM220 253V254H219ZM154 254V255H153ZM190 254V253H189ZM156 255V256H155ZM217 255V256H216ZM219 255V256H218ZM16 256V255H15ZM9 257V258H8ZM14 257V256H13ZM262 257V255H260V258H261V260H263V262H264V258ZM4 258V259H3ZM196 258V257H195ZM263 258V259H262ZM124 259V260H123ZM198 259H199V261H198ZM1 260H3V261H1ZM11 260V261H10ZM109 260V261H108ZM129 260H130V262H129ZM197 262H196V261ZM5 261H6V263H5ZM95 261V260H94ZM123 261V262H122ZM187 261H188V264H200L201 263V261H202V259H200V258H197V259H194L193 258V262H192V260L190 259H187ZM187 261H186V263H187ZM191 261V262H190ZM14 262V263H13ZM122 262V263H121ZM200 262V263H199ZM230 262V263H229ZM250 264V263H248V262H239V261H237V258H235L234 260H231V261H228V262H223L222 264ZM83 264H98V263H96V262H91V261H88V262H86V263H83ZM220 264V263H219ZM263 264V263H262Z\"/></svg>",
  "mask_w": 264,
  "mask_h": 264
}]
</instances>
